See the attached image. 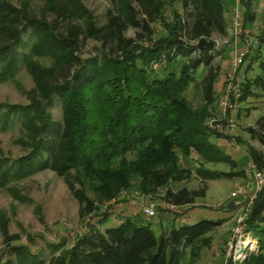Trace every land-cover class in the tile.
Here are the masks:
<instances>
[{
    "label": "trees",
    "instance_id": "trees-1",
    "mask_svg": "<svg viewBox=\"0 0 264 264\" xmlns=\"http://www.w3.org/2000/svg\"><path fill=\"white\" fill-rule=\"evenodd\" d=\"M108 1L110 8L98 23L82 0H41L37 13L30 0H18L17 6L0 0V83L12 78L18 65L33 83L31 90L21 91L26 104L0 105V130L18 122L15 142L25 153L12 161L0 158V186L51 171L65 183L81 220L131 187L151 196L163 190L167 206H190L204 197L207 186L172 191V184L192 173L201 181L222 176L193 168L190 158L237 166L212 145L216 134L205 126L218 76L213 39L229 33L223 0ZM244 9L243 27L249 10ZM128 31L133 37L126 36ZM87 40L98 47L83 58ZM200 66V104L193 107L185 94ZM258 71L242 86L239 102L248 96V86L264 95V60ZM55 103L57 120L50 113ZM246 132L260 145L246 146L247 160L264 174V116ZM220 225L200 221L160 238L129 220L100 230L88 226L69 247H55L57 255L49 259L12 246L17 237L3 226L7 256L2 264H194L204 236ZM246 230L258 250L242 264H264V186Z\"/></svg>",
    "mask_w": 264,
    "mask_h": 264
},
{
    "label": "rangeland",
    "instance_id": "rangeland-1",
    "mask_svg": "<svg viewBox=\"0 0 264 264\" xmlns=\"http://www.w3.org/2000/svg\"><path fill=\"white\" fill-rule=\"evenodd\" d=\"M10 1L13 5H18V0ZM223 3V15L229 33L222 39L220 37L213 39L216 44L213 65L218 68V76L214 83L215 100L210 107L212 113L205 122V126L218 136L210 138L212 145L235 160L236 168L227 163H204L197 157L190 158L189 163L193 168L200 166L202 169L222 175L215 180L201 181L197 174L192 173L188 180L171 185L172 191L183 187L195 191L206 185L207 190L204 197L195 199L192 205L183 207L181 210H169L162 200L163 190L151 196L142 195L136 188L131 187L128 190L122 189L116 197L109 201V204H103L109 206H99V211L95 216H87L82 220L78 217V205L67 190L65 183L51 171L32 174L16 181L9 180L6 186H0L1 264L7 256V249L2 243L1 236L3 226L9 236L17 237V240L11 243L12 246L26 247L33 255H40L41 259H49L57 255L55 247H69L76 236L87 232L88 226L100 230L115 227L126 220L136 226L148 227L156 238L164 236L172 228L191 226L200 221L221 223L219 227L204 236L205 239L200 244L198 257L194 264H233L232 261L225 259L226 241L237 213L235 200L231 194L238 186L245 190L247 198L254 195L253 180L246 176L248 160L245 148L249 146L260 149V145L249 139L246 130L253 127L259 117L264 116V95L258 89L248 86L246 99L239 102L238 98L242 94V86L252 81L259 73V61L264 60V44L260 43L264 37V0H240L242 17L245 6L249 10L243 34L234 44H223L222 41L225 38L229 39L231 35V10L235 5V0H223ZM251 3L253 7L250 8ZM30 4L35 13L42 6L41 0H30ZM82 4L97 19L98 23H101L104 13L110 8L108 0H82ZM157 29L159 31V28ZM133 35L132 31L126 33L127 37H133ZM24 40L27 39L24 38ZM97 47L96 42L85 41L82 57L87 58ZM239 52H243L245 57L233 82L238 87V97L231 99L233 108L227 113V120H224L218 115L217 101L231 73V60ZM202 74L203 68L200 66L196 69L193 82L185 94L193 107L200 104V95L196 92V86ZM32 87L31 78L23 66L18 65L12 78L0 83V105L26 104V96L21 91H29ZM50 113L53 119L59 118L57 103ZM228 124L232 127L227 132L226 125ZM19 134L18 122L9 124L7 128L0 130L1 159L12 161L25 154L15 142L20 138ZM237 171H241V174L236 175ZM249 183H251L250 187H248ZM87 194L93 198L89 191ZM244 200L246 199H237L239 202ZM145 210L152 211L153 215H146ZM100 221L104 222L100 223ZM248 234L256 240L250 232ZM257 250L258 243L256 251L251 254H255ZM251 254L249 253L238 264L246 261ZM187 260L188 256L184 261Z\"/></svg>",
    "mask_w": 264,
    "mask_h": 264
},
{
    "label": "built area",
    "instance_id": "built-area-1",
    "mask_svg": "<svg viewBox=\"0 0 264 264\" xmlns=\"http://www.w3.org/2000/svg\"><path fill=\"white\" fill-rule=\"evenodd\" d=\"M231 35L230 38L223 40V44L228 43H237L238 39L243 34V21H242V9L240 7V0H235V5L231 10ZM244 45V43H243ZM246 47L248 45L245 44ZM216 50V44L214 46V53ZM243 52L236 53L234 58L231 60L230 70L231 73L229 78L223 87L220 96L218 97L217 106H218V115L224 120H227V113L232 111L231 99H236L238 96V87L233 84L235 75L237 74L238 69L242 66L244 56ZM232 125H226V130L228 132L229 128ZM246 176L253 180L254 185V195L252 197L245 196V190L241 187L236 186L231 196L235 200V208L237 213L234 216V225L230 230L229 237L226 241L225 247V259L232 261L233 264L241 263L246 256L250 253H254L257 249V241L250 237L248 231L246 230L247 221L251 213L255 198L260 189L264 186V174L259 172L255 166L248 160V165L246 169ZM251 186V183L248 184V187ZM246 199L242 202L237 201V199ZM169 210H181L172 205L167 206ZM146 215L152 216L153 213L150 210H145Z\"/></svg>",
    "mask_w": 264,
    "mask_h": 264
}]
</instances>
